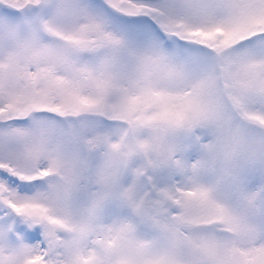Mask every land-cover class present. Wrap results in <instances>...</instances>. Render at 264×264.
<instances>
[{
    "label": "snow or ice",
    "instance_id": "snow-or-ice-1",
    "mask_svg": "<svg viewBox=\"0 0 264 264\" xmlns=\"http://www.w3.org/2000/svg\"><path fill=\"white\" fill-rule=\"evenodd\" d=\"M0 264H264V0H0Z\"/></svg>",
    "mask_w": 264,
    "mask_h": 264
}]
</instances>
